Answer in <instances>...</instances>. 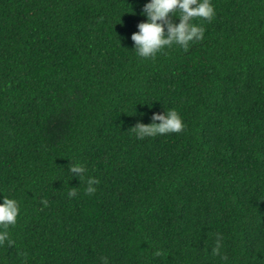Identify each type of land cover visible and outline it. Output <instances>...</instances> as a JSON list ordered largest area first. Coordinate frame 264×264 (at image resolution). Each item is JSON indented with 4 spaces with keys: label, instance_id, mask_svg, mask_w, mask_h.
Masks as SVG:
<instances>
[{
    "label": "trees",
    "instance_id": "trees-1",
    "mask_svg": "<svg viewBox=\"0 0 264 264\" xmlns=\"http://www.w3.org/2000/svg\"><path fill=\"white\" fill-rule=\"evenodd\" d=\"M145 3L0 0V264H264V0H211L202 39L153 58ZM169 108L180 132L130 130Z\"/></svg>",
    "mask_w": 264,
    "mask_h": 264
},
{
    "label": "clouds",
    "instance_id": "clouds-1",
    "mask_svg": "<svg viewBox=\"0 0 264 264\" xmlns=\"http://www.w3.org/2000/svg\"><path fill=\"white\" fill-rule=\"evenodd\" d=\"M146 19L140 22L138 31L131 35L134 42L133 51L142 58H153L155 55L167 46L172 44L186 48L189 42L202 39L204 27L195 23L194 18H203L211 20L215 16V8L211 0H147L141 13ZM173 14L178 18V23L169 22V15ZM152 123H137L130 130L136 138L143 139L148 136H156L167 133L180 132L183 127V121L175 108L166 109L162 113H153ZM158 121V122H157ZM69 171L77 174L79 180L86 184L84 191L94 193L95 185L99 180L91 175L85 177L87 171L84 164L72 162L69 165ZM68 197L75 195V188H69ZM47 205V200L42 201ZM19 214V203L16 199L2 196L0 202V243L9 238L7 229L15 225ZM221 241L219 234L215 247L212 249L214 254H219L221 259H226L221 252ZM102 264H108L107 258L102 257Z\"/></svg>",
    "mask_w": 264,
    "mask_h": 264
}]
</instances>
